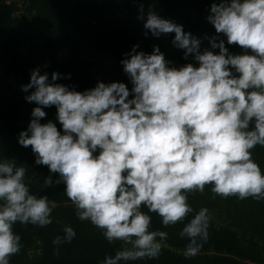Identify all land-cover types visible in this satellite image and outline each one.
Here are the masks:
<instances>
[{
	"label": "clouds",
	"instance_id": "9594fccd",
	"mask_svg": "<svg viewBox=\"0 0 264 264\" xmlns=\"http://www.w3.org/2000/svg\"><path fill=\"white\" fill-rule=\"evenodd\" d=\"M138 12L145 36L174 33L172 45L192 61L177 67L158 46L146 53L133 45L120 61L130 89L97 81L77 91L55 83L61 74L53 71L49 80L39 68L21 85L25 93L32 89L24 99L36 106L17 142L31 146L36 165L47 166L43 187L63 184L76 218L109 244L120 242L99 264L157 259L168 233L153 229L152 213L163 227L183 224L184 256H196L209 238L212 214L207 207L194 212L188 198L206 186L213 199L264 201V169L252 152L264 147V0L211 3V37L198 38L151 8L145 17L143 4ZM202 39L209 47H201ZM225 40L240 53L229 52ZM51 106L59 130L52 120L41 123ZM27 173L25 164L0 158V264L21 250L14 226H47L57 207L31 192ZM75 236L65 225L52 240L54 253Z\"/></svg>",
	"mask_w": 264,
	"mask_h": 264
},
{
	"label": "trees",
	"instance_id": "16d2710c",
	"mask_svg": "<svg viewBox=\"0 0 264 264\" xmlns=\"http://www.w3.org/2000/svg\"><path fill=\"white\" fill-rule=\"evenodd\" d=\"M213 2L219 0H24L22 5L15 0H0V158L25 164L31 192L47 195L57 203L51 224L14 226L22 247L10 257V264H99L106 254L114 255L120 248L119 241L109 244L90 222L76 218L74 206L63 194V184L43 187L44 178L49 176L47 166L34 163L31 146L18 144V134L27 128L36 106L24 99L32 89L21 91V85L29 82L31 70L39 68L40 74L48 73L49 80L55 71L61 74L55 83L77 91L94 87L100 75L106 83L124 82L130 89L120 61L133 45L146 53L158 46L177 67L192 61L191 54L184 59L183 50L172 45L174 33L144 35V21L137 18L138 6L143 4L145 17L151 8L200 38L215 35L214 27L206 20ZM220 38L225 39L222 35ZM201 47H209L208 41L202 39ZM226 47L234 54L241 51L237 45L226 43ZM44 111L41 123L52 120L59 130L55 106ZM252 152L264 169V147L256 146ZM51 176L57 179V174ZM213 195L206 186L203 193L193 192L188 198L194 212L207 207L210 212H220L224 220L216 225L212 217L209 238L196 256H184L187 240L178 235L183 224L163 227L160 217L152 213L153 229L168 233L166 246L157 259L128 264H264V201L219 196L213 199ZM188 219L190 216L185 223ZM65 225H71L76 236L71 243L61 244L57 255L52 240L63 235Z\"/></svg>",
	"mask_w": 264,
	"mask_h": 264
},
{
	"label": "rangeland",
	"instance_id": "374dc122",
	"mask_svg": "<svg viewBox=\"0 0 264 264\" xmlns=\"http://www.w3.org/2000/svg\"><path fill=\"white\" fill-rule=\"evenodd\" d=\"M15 1H17L19 3V5H22V3H23L24 0H15ZM97 81H103V82H105L104 79L102 78V75H100V76L97 77L96 83H97ZM211 214H212V217H213L216 225H221V224L224 223L223 216H222V214L220 212L213 211V212H211ZM32 253L33 252H31V254ZM250 264H257V263H250Z\"/></svg>",
	"mask_w": 264,
	"mask_h": 264
}]
</instances>
